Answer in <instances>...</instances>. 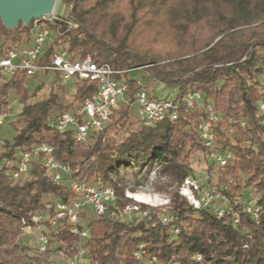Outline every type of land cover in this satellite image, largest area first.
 Masks as SVG:
<instances>
[{
    "label": "trees",
    "instance_id": "16d2710c",
    "mask_svg": "<svg viewBox=\"0 0 264 264\" xmlns=\"http://www.w3.org/2000/svg\"><path fill=\"white\" fill-rule=\"evenodd\" d=\"M72 5L71 18L78 29H69L64 20L50 27L58 40L68 45L71 58L92 57L97 64H109L116 71L145 69L154 81L178 88L183 96L188 91L202 92L221 113L216 137L223 148L235 156L220 168L218 184L211 185L225 196L231 210L224 218L208 211L195 210L179 194L184 180L193 176L190 156L204 151L196 131L203 120L200 111H180L175 122H161L154 127L133 123L129 107L114 112L108 127L92 136V143L80 144L71 133L61 134L50 127V120L62 113L76 112L75 107L59 104L58 94L36 103H28L25 73L1 83L0 115L11 108L10 93L19 98L22 109L18 116L21 128L11 122L16 134L8 144L27 150L41 144L55 149V157L71 166L74 177L99 186L112 185L119 205L127 203L121 170H137L147 159L151 170L159 167L160 175L172 186L171 207L179 233L169 227L149 223H125L108 217L83 214L90 238L85 242L91 264H144L134 257L138 246H146V255L158 263L177 264H264V126L258 116L256 102L260 97V74L264 64V0H66ZM31 28L21 23L8 30L0 20V58L20 42ZM53 50L49 48L47 57ZM47 59L44 60V62ZM130 97L145 89L128 79ZM60 89L61 77L54 82ZM74 102L83 104L98 89L94 82L75 84ZM36 88L33 96L42 89ZM246 121V127H231L235 138L227 136L228 120ZM246 141L250 144L247 145ZM13 159L12 152L0 159ZM124 160L128 162L124 164ZM10 164L0 170V264H24L17 243L22 221L46 209L43 198L54 195L69 200L73 195L51 182L40 164H34L27 178L13 182L7 173ZM240 174L248 176L243 181ZM251 188L259 194V219L244 212L245 194ZM251 193V192H250ZM250 196H252L250 194ZM53 215V211L51 212ZM235 216L239 224H234ZM51 237L75 253L79 238L69 227L50 229ZM194 255L202 257L193 260Z\"/></svg>",
    "mask_w": 264,
    "mask_h": 264
},
{
    "label": "built area",
    "instance_id": "2783aa9c",
    "mask_svg": "<svg viewBox=\"0 0 264 264\" xmlns=\"http://www.w3.org/2000/svg\"><path fill=\"white\" fill-rule=\"evenodd\" d=\"M63 3L64 9L70 14L72 5L66 0H57L51 16L43 17L31 23V41L26 45L22 43L17 48L7 50L6 55L0 58V74L3 81H9L18 73H25L29 79L48 74L61 77V84L67 86L70 82L89 81L97 84V91L87 98L77 112L67 111L50 120V127L64 134L71 133L77 143L89 144L92 136L104 131L115 111L122 106L130 108L133 118L139 125L154 127L165 121L175 122L180 111L186 113L200 111L204 118L195 127L204 146V153L209 164L218 168H225L234 160V154L223 148L216 137V126L223 120V116L214 104L207 100L199 91H188L183 96L178 88H169L167 96L156 97L145 89L137 91L131 100V87L126 74L131 71H116L109 64H97L92 57L72 59L66 50L54 51L47 57V52L56 34L51 24L64 20L69 29H78L79 25L56 13L57 7ZM68 14V15H69ZM47 59L45 62L44 60ZM139 70V69H134ZM140 70H142L140 68ZM260 97L256 102V109L261 123L264 126V64L260 74ZM139 84V83H138ZM141 85V84H139ZM20 111L17 113V115ZM14 119L11 108L0 115V129ZM229 129L234 124L241 128L246 127V121L229 119ZM264 142V135L262 137ZM249 145L250 142L246 141ZM12 152L14 158L0 159V170L7 164L12 168L7 175L11 181L17 182L29 176L33 165L40 164L47 176L57 186H64L72 195L69 200L57 197L56 201L47 204L46 211L34 213L29 221L23 220L22 226L27 231H34L41 252H47L51 246L50 229L68 226L70 233L79 238L75 253L68 256L60 264H87L89 252L85 242L90 238V231L85 227L83 214H92L108 217L113 221L125 223L158 222L169 227L174 235L179 233L172 212L171 198L160 194L125 192L127 203L119 205L122 201L113 186H99L74 177L70 165L61 162L55 157V149L49 144H41L30 150L14 147L0 137V154ZM153 174L160 175L159 167L153 168ZM160 177L164 180L167 178ZM179 194L197 211H208L217 218H224L231 210L229 200L215 191L209 184L195 176L187 177L179 187ZM87 208H91L88 210ZM168 210V211H167ZM53 211V215L52 212ZM244 212L253 219L258 220L260 208L258 199L250 196L244 206ZM239 217L235 216L234 224H239ZM134 257L144 264H177L175 262L158 263L146 255V246H138ZM193 260L201 261L202 257L194 255Z\"/></svg>",
    "mask_w": 264,
    "mask_h": 264
},
{
    "label": "rangeland",
    "instance_id": "374dc122",
    "mask_svg": "<svg viewBox=\"0 0 264 264\" xmlns=\"http://www.w3.org/2000/svg\"><path fill=\"white\" fill-rule=\"evenodd\" d=\"M68 12L64 9L63 3H60L58 5L56 13L58 15L64 14V18L68 17L69 20L75 22L71 18ZM75 23L78 24L77 22ZM55 33L56 34L54 35L52 44L50 45L49 48H51L53 52L62 49L68 51L67 50L68 45L63 44L61 40H59L57 43L55 42V40L58 38L57 32ZM30 41H31V30L29 33H26L23 39L17 44H15L13 48H17V46L21 45L22 43H25L27 45ZM141 69L142 70L139 69V70L131 71L128 75V79L134 80L137 83L144 85L145 90L151 94H154L156 97L159 98L166 97L168 93L167 90L169 89V87L158 81H154L150 73H148L143 68ZM56 78L57 76H55L54 74H48L33 79H29V83L27 84L28 95H29L28 103H36L41 100H44L49 96L50 92L54 90V92L58 94L59 104H63V105L72 104L75 107L76 112L80 110L82 104H76L74 102V94L76 91L75 84L77 82H75V84L73 82H70L67 86L61 84V86L64 88L62 90L55 85L54 82L56 81ZM4 82L6 81H3L2 79L1 83ZM40 85L43 86L42 89L38 91L35 96H33L34 92H36V88ZM10 104H11V110L14 113V119L11 122L14 121V123H16V127L21 128L22 123L18 122L17 113L21 111L22 105L19 101V98L16 96L14 92L10 93ZM131 120L133 123L138 124V122L133 118V116ZM11 122L7 123L5 126H3L0 129V137L7 140H12L14 138L16 131L10 125ZM227 136L231 138V140H233L235 138L234 131L228 129ZM91 143L92 140L90 144ZM220 145L223 147L222 144ZM127 162H128L127 160H124V164ZM190 162L194 170L193 176L205 182V180H207V178L209 177V170L210 168H212L211 185L218 184L219 181L218 178L221 169L215 167L214 165L209 164L204 151L193 152L190 156ZM149 165L150 164L148 160L143 159L137 164V170H140L142 167H144L141 171H135L134 169L121 170L120 177L123 180L122 185L123 187H125V192L128 190L132 193H143V194L156 193V194H160L163 197L171 198L170 194H172L176 190L175 189L176 186H172L168 188L166 191H160L159 190L160 187L165 188V186L169 185V179L166 177L167 179L164 180L160 177V175L153 174L152 173L153 168H155L156 166H154L151 170H149V168L146 167ZM240 177L242 178L243 181L248 180L247 175L240 174ZM107 186H112V185H107ZM250 194L254 197H259V194L256 193L255 189L251 188L250 191L249 190L246 191L245 201L249 199ZM56 199L57 197L54 195H46L43 198V202L47 205L55 202ZM87 209L91 210V208H87ZM43 211H46V209L42 211H38L36 213H41ZM51 239L52 240H51L50 249L47 252H41L39 249V243L35 232L25 230L23 226L20 227L19 234L17 236V243L23 246L24 248V251L20 253V255L24 260V264H60L63 260H65L68 256H70V252H69L70 249L62 246L60 243L55 241L54 237H51ZM91 263H92V259L89 256L87 259V264H91Z\"/></svg>",
    "mask_w": 264,
    "mask_h": 264
},
{
    "label": "water",
    "instance_id": "95a60500",
    "mask_svg": "<svg viewBox=\"0 0 264 264\" xmlns=\"http://www.w3.org/2000/svg\"><path fill=\"white\" fill-rule=\"evenodd\" d=\"M57 0H0V20L8 30L31 23L54 12Z\"/></svg>",
    "mask_w": 264,
    "mask_h": 264
}]
</instances>
